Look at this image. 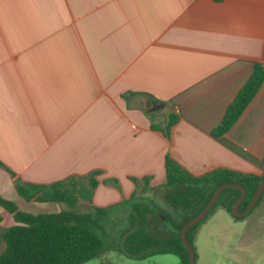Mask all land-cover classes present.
<instances>
[{
  "label": "crops",
  "instance_id": "obj_1",
  "mask_svg": "<svg viewBox=\"0 0 264 264\" xmlns=\"http://www.w3.org/2000/svg\"><path fill=\"white\" fill-rule=\"evenodd\" d=\"M257 63L264 0H0V195L98 172L80 212L119 209L129 226L134 195L184 202L166 157L193 176L263 175L264 83L213 135Z\"/></svg>",
  "mask_w": 264,
  "mask_h": 264
},
{
  "label": "trees",
  "instance_id": "obj_2",
  "mask_svg": "<svg viewBox=\"0 0 264 264\" xmlns=\"http://www.w3.org/2000/svg\"><path fill=\"white\" fill-rule=\"evenodd\" d=\"M263 83L264 65L257 63L249 79L228 106L221 123L214 129V136H221L230 130ZM173 124L174 120L169 119L163 131L167 138ZM165 169L166 186H187L186 198L180 206H176L175 211L179 210V215L173 218L152 200L135 195L132 197L129 226L121 242L125 254L129 257L143 259L153 254L170 253L178 255L183 264H188L189 253L181 242L180 230L188 220L199 213L216 188L224 183L243 185L246 188V196L239 205V211L242 212L248 207L260 182L264 181V174L259 176L228 169H216L201 176H193L170 157H166ZM97 174L98 172L90 174L88 184L80 177L50 185L16 182L17 195L26 201L60 202L69 208L56 213L26 212L20 210L14 201L0 195V207L13 218V225L0 231V240L4 244L0 252V264H81L97 257L103 250L104 243L94 228L103 212L101 209H95L93 212L74 211L80 200L91 201L98 184L95 178ZM137 182L136 180L135 183ZM240 194L238 189H225L204 219L188 229L186 237L193 247L199 226L219 205L234 219L246 217H238L232 213V206ZM161 216H164L165 220ZM151 217L168 225L169 233H153L149 229Z\"/></svg>",
  "mask_w": 264,
  "mask_h": 264
},
{
  "label": "rangeland",
  "instance_id": "obj_3",
  "mask_svg": "<svg viewBox=\"0 0 264 264\" xmlns=\"http://www.w3.org/2000/svg\"><path fill=\"white\" fill-rule=\"evenodd\" d=\"M15 203L26 212L56 213L68 210L65 203H28L16 197ZM156 205L170 217H177L179 210H173L169 203L157 201ZM84 206L74 208L75 212ZM119 209H111L101 214L94 231L103 240L104 248L92 260L81 264H183L176 254H153L143 259H135L125 254L121 242L127 220ZM214 211L199 226L194 241L195 264H264V193L250 214L240 220L229 213L214 217ZM149 229L158 235L168 234L169 226L153 218ZM198 231H200L198 233Z\"/></svg>",
  "mask_w": 264,
  "mask_h": 264
},
{
  "label": "water",
  "instance_id": "obj_4",
  "mask_svg": "<svg viewBox=\"0 0 264 264\" xmlns=\"http://www.w3.org/2000/svg\"><path fill=\"white\" fill-rule=\"evenodd\" d=\"M230 188L238 189L241 192L240 196L238 197V199L235 201V203L232 206V213L235 216L244 217V216H247L248 214L251 213L254 205L257 203V201L259 200V198L263 194V192H264V181L260 182L258 188L256 189L253 197L251 198V200L249 202L248 207L246 208L245 211H242V212L239 211V205L241 204V202L244 200V198L246 196V188L243 185L234 184V183H224V184H221L220 186H218L216 188V190L213 192L211 198L205 204V206L199 211L198 214H196L194 217H192L190 220H188L180 230L181 242L189 253V263L188 264H195V261H196L194 247L192 246V244L188 241V239L186 237V233H187L188 229H190L193 225L202 221L204 219V217L209 213L211 208L215 205V203L217 202L221 193L225 189H230ZM161 218L163 220H165L164 216H161Z\"/></svg>",
  "mask_w": 264,
  "mask_h": 264
}]
</instances>
